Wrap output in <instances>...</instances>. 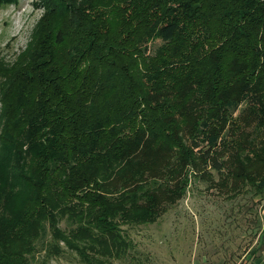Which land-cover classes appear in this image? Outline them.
I'll return each mask as SVG.
<instances>
[{
    "label": "trees",
    "instance_id": "trees-1",
    "mask_svg": "<svg viewBox=\"0 0 264 264\" xmlns=\"http://www.w3.org/2000/svg\"><path fill=\"white\" fill-rule=\"evenodd\" d=\"M42 2L0 81V264L123 258L191 177L264 199V0Z\"/></svg>",
    "mask_w": 264,
    "mask_h": 264
},
{
    "label": "rangeland",
    "instance_id": "rangeland-1",
    "mask_svg": "<svg viewBox=\"0 0 264 264\" xmlns=\"http://www.w3.org/2000/svg\"><path fill=\"white\" fill-rule=\"evenodd\" d=\"M44 10L42 0L0 4V81L30 45ZM159 42H150L149 48ZM209 170L216 180V171ZM210 179L191 177L183 197L155 221L122 223L130 250L107 264H249L251 250L262 247L264 199L250 192L227 198L228 192L207 186ZM47 264L86 263L66 251Z\"/></svg>",
    "mask_w": 264,
    "mask_h": 264
},
{
    "label": "crops",
    "instance_id": "crops-1",
    "mask_svg": "<svg viewBox=\"0 0 264 264\" xmlns=\"http://www.w3.org/2000/svg\"><path fill=\"white\" fill-rule=\"evenodd\" d=\"M260 241V244L262 247H257L256 245L252 250H251V260L248 262L249 264H264V228H262V234L260 238L258 239ZM258 248H260L258 250ZM261 251V252H260Z\"/></svg>",
    "mask_w": 264,
    "mask_h": 264
}]
</instances>
